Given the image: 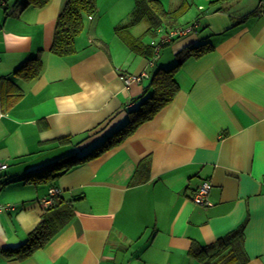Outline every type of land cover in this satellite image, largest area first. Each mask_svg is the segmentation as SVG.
<instances>
[{
	"label": "crops",
	"instance_id": "1",
	"mask_svg": "<svg viewBox=\"0 0 264 264\" xmlns=\"http://www.w3.org/2000/svg\"><path fill=\"white\" fill-rule=\"evenodd\" d=\"M66 1L0 2V264H264V0H159L182 5L173 27L192 29L155 58L123 41H142L146 19L114 31L134 0H96L75 50L51 52ZM197 42L211 48L176 54ZM178 61L171 101L121 143L55 177L42 170L124 124L153 74ZM123 73L140 79L126 85ZM203 181L206 205L193 201ZM52 186L67 207L58 231L30 255L6 254L41 221Z\"/></svg>",
	"mask_w": 264,
	"mask_h": 264
},
{
	"label": "trees",
	"instance_id": "2",
	"mask_svg": "<svg viewBox=\"0 0 264 264\" xmlns=\"http://www.w3.org/2000/svg\"><path fill=\"white\" fill-rule=\"evenodd\" d=\"M48 1L49 0H25V5L43 7ZM134 1L135 14L129 22L115 26L114 31L117 35L121 36L124 31L127 33L129 27L137 24L142 19L148 21L146 31L151 34L152 37L156 36L158 28L166 26L163 28L166 30V28H174L173 26L176 25L175 21L177 15L180 14L182 5L169 10L163 8L159 0ZM209 4L212 5L213 1L211 0ZM96 10V0H67L56 18L50 51L58 55L72 53L75 50V37L83 30L86 18H91ZM123 41L135 53L147 55L153 54V45L151 43L144 44L138 37L130 40H126V38L123 37ZM210 48L211 47L205 42H197V44L191 45L188 49L180 50L176 54H182V56H200ZM40 60V55H37L28 61L32 62L31 67L34 68L36 64L40 63ZM180 64L181 61H178L168 69H162L155 72L148 86L151 91L150 94L142 100L138 108L128 112L129 116L124 124L111 130L108 134L106 132L105 136L101 138L99 142H96L88 152L81 156L70 155L61 157L47 164L42 170L54 168L60 171L59 173L53 172L52 177H55L68 170L71 166L96 158L104 151L121 143L130 133L133 132L138 124L152 118L169 101H171L178 88L176 82L173 80V76ZM34 74L35 73H32L31 76ZM47 174L48 173H46V175ZM58 197L59 196H55L52 203L48 205L47 209H45L41 221L29 233L27 240L17 247L8 248L6 254L22 258L30 255L37 248L44 246L51 239V237L58 231L62 217L67 215V211H64L67 207L63 205V202L60 198L58 199ZM221 241L222 239L219 240V242ZM219 245L221 247L223 246L222 243ZM223 249L224 247L222 250ZM230 251L231 250H229L227 254H229ZM193 252H195L194 249ZM195 254L194 256H199L202 260L206 258L207 262H210L212 257L218 256L217 253L215 255H205L202 254V251L195 252ZM233 257L234 255L225 257L221 262L232 261L234 259Z\"/></svg>",
	"mask_w": 264,
	"mask_h": 264
},
{
	"label": "built area",
	"instance_id": "3",
	"mask_svg": "<svg viewBox=\"0 0 264 264\" xmlns=\"http://www.w3.org/2000/svg\"><path fill=\"white\" fill-rule=\"evenodd\" d=\"M4 1V0H0ZM192 29V27L188 28H168L163 31V33L159 36L158 40H152L151 44L153 45L154 50V58L158 55V49L161 47V45L171 41L175 35H182ZM162 32V31H161ZM160 32V33H161ZM122 77L125 81V84L128 85L133 81H137L140 79V75L130 74V73H123ZM8 164L6 162H0V170L7 168ZM210 189V184L208 181H203L197 188L193 201L196 204H202L206 205L209 203L208 201V193ZM59 189L55 186H52L48 189V195L43 199V202L46 205H49L52 203L53 197L58 195Z\"/></svg>",
	"mask_w": 264,
	"mask_h": 264
},
{
	"label": "rangeland",
	"instance_id": "4",
	"mask_svg": "<svg viewBox=\"0 0 264 264\" xmlns=\"http://www.w3.org/2000/svg\"><path fill=\"white\" fill-rule=\"evenodd\" d=\"M186 11H190V13H188L186 16H184V15H182L181 17H179V21L181 22V23H183L184 21H186L187 20V18H191L193 15H194V13L196 12V9H194V7L193 8H190V9H187ZM186 17V18H185ZM185 19V20H184ZM108 23H111V21H108ZM141 26V25H140ZM143 26V25H142ZM140 28L141 27H138V28H136V29H138V30H140ZM142 30V29H141ZM140 30V31H141ZM78 36V35H77ZM76 36V37H77ZM75 37V38H76ZM156 36H154V37H152L150 34H143V38H142V41H143V43H145L146 44V42L147 43H149L150 42V40H152V39H154ZM158 38V37H157ZM156 38V39H157Z\"/></svg>",
	"mask_w": 264,
	"mask_h": 264
}]
</instances>
